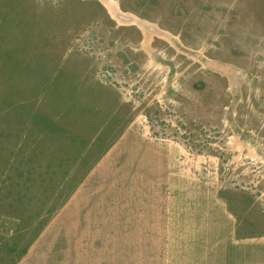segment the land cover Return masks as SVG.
I'll return each instance as SVG.
<instances>
[{
	"label": "rangeland",
	"instance_id": "374dc122",
	"mask_svg": "<svg viewBox=\"0 0 264 264\" xmlns=\"http://www.w3.org/2000/svg\"><path fill=\"white\" fill-rule=\"evenodd\" d=\"M207 235L264 236V0H0V264Z\"/></svg>",
	"mask_w": 264,
	"mask_h": 264
},
{
	"label": "crops",
	"instance_id": "0c3cea01",
	"mask_svg": "<svg viewBox=\"0 0 264 264\" xmlns=\"http://www.w3.org/2000/svg\"><path fill=\"white\" fill-rule=\"evenodd\" d=\"M234 238L235 235L205 236L194 250L187 248L188 264H264V236L242 239L236 246L232 245ZM179 251L184 252L182 246Z\"/></svg>",
	"mask_w": 264,
	"mask_h": 264
}]
</instances>
